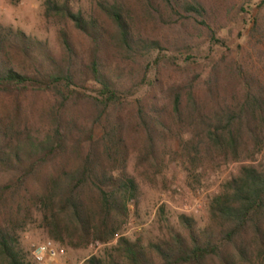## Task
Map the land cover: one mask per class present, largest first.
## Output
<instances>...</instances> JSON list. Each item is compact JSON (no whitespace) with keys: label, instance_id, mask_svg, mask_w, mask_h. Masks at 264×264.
Segmentation results:
<instances>
[{"label":"trees","instance_id":"16d2710c","mask_svg":"<svg viewBox=\"0 0 264 264\" xmlns=\"http://www.w3.org/2000/svg\"><path fill=\"white\" fill-rule=\"evenodd\" d=\"M251 6L239 7L252 17L235 48L212 31L207 0H94L90 13L44 0L57 53L0 24V264H34L20 232L36 217L54 244L112 243L81 264H264V0ZM186 20L221 49L205 76L190 67L197 46L158 31ZM167 70L182 78L164 81ZM131 135L140 165L162 164L168 143L195 169L238 164L208 196L203 227L180 214L164 236L120 233L138 197Z\"/></svg>","mask_w":264,"mask_h":264},{"label":"rangeland","instance_id":"374dc122","mask_svg":"<svg viewBox=\"0 0 264 264\" xmlns=\"http://www.w3.org/2000/svg\"><path fill=\"white\" fill-rule=\"evenodd\" d=\"M214 8L215 21L211 24L212 31L225 40L227 45L235 48L236 44L244 43V37L248 33L251 15L242 14L239 7L243 0H207ZM252 15L256 8L253 6L257 0H250ZM44 0H0V24L13 29H19L25 34L44 41L49 48L57 53V30L61 25L52 19L44 17ZM74 10H82L90 13L93 10L94 0H71ZM68 31L77 46L85 48L87 42L68 26ZM169 38L185 40L198 47L194 58L195 64L190 67L194 71L206 75L211 59L221 55V49L211 44L210 34L204 27L192 20L183 21L179 28L168 30L158 29ZM163 34V33H162ZM242 35V36H240ZM115 67V63L113 64ZM113 80L122 76L112 73ZM124 78V77H123ZM164 81H175L182 78L181 71L167 70L164 72ZM128 83V79L122 82ZM128 156L126 163L127 173L134 178L138 185L137 204L129 206L128 218L121 226L120 233L129 238L141 234L145 238L164 236L165 225L177 228V217L180 214L195 218L199 227H203L206 221V202L209 195L215 193L220 185L236 174L237 163H229L220 168L210 167L205 164L195 169L181 159L175 158L173 151L176 146L168 143L165 146L163 163L157 167L138 164V155L141 142L135 136H129L127 140ZM264 152V150H263ZM163 209V213L160 212ZM49 239L46 232L36 222L25 231L20 232V243L28 253L29 259L34 264H81L91 255L101 256L107 246L103 245L97 250H91L88 246L72 248L65 243L55 245L63 249L65 256L54 261L46 260L43 263H35L32 259V247Z\"/></svg>","mask_w":264,"mask_h":264},{"label":"built area","instance_id":"2783aa9c","mask_svg":"<svg viewBox=\"0 0 264 264\" xmlns=\"http://www.w3.org/2000/svg\"><path fill=\"white\" fill-rule=\"evenodd\" d=\"M121 234L125 235L124 233ZM102 246L103 244L95 241L90 243L88 248L91 250H97ZM64 256V250L58 248L50 239H45L41 243L32 247V259L35 263H43L46 260L54 261Z\"/></svg>","mask_w":264,"mask_h":264}]
</instances>
